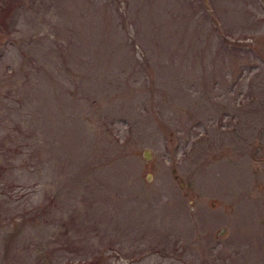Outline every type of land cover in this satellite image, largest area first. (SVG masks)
Listing matches in <instances>:
<instances>
[{
    "label": "rangeland",
    "instance_id": "rangeland-1",
    "mask_svg": "<svg viewBox=\"0 0 264 264\" xmlns=\"http://www.w3.org/2000/svg\"><path fill=\"white\" fill-rule=\"evenodd\" d=\"M0 264H264V0H0Z\"/></svg>",
    "mask_w": 264,
    "mask_h": 264
},
{
    "label": "trees",
    "instance_id": "trees-1",
    "mask_svg": "<svg viewBox=\"0 0 264 264\" xmlns=\"http://www.w3.org/2000/svg\"><path fill=\"white\" fill-rule=\"evenodd\" d=\"M13 5H14V4H11V7H12ZM11 7H10V8H11ZM6 12H7V11H4V13H6Z\"/></svg>",
    "mask_w": 264,
    "mask_h": 264
}]
</instances>
